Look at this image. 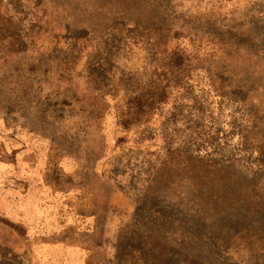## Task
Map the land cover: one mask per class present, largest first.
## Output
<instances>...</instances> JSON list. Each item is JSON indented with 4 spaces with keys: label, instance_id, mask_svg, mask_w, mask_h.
I'll use <instances>...</instances> for the list:
<instances>
[{
    "label": "rangeland",
    "instance_id": "obj_1",
    "mask_svg": "<svg viewBox=\"0 0 264 264\" xmlns=\"http://www.w3.org/2000/svg\"><path fill=\"white\" fill-rule=\"evenodd\" d=\"M0 264H264V0H0Z\"/></svg>",
    "mask_w": 264,
    "mask_h": 264
}]
</instances>
